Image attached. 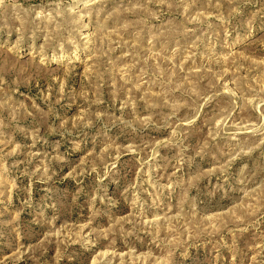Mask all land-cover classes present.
<instances>
[{
	"label": "rangeland",
	"instance_id": "374dc122",
	"mask_svg": "<svg viewBox=\"0 0 264 264\" xmlns=\"http://www.w3.org/2000/svg\"><path fill=\"white\" fill-rule=\"evenodd\" d=\"M0 264H264V0H0Z\"/></svg>",
	"mask_w": 264,
	"mask_h": 264
}]
</instances>
